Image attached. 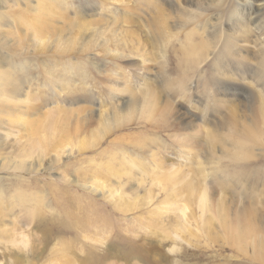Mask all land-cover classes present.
<instances>
[{
	"label": "rangeland",
	"instance_id": "rangeland-1",
	"mask_svg": "<svg viewBox=\"0 0 264 264\" xmlns=\"http://www.w3.org/2000/svg\"><path fill=\"white\" fill-rule=\"evenodd\" d=\"M244 1L0 0V264H145L130 243L264 264V0Z\"/></svg>",
	"mask_w": 264,
	"mask_h": 264
},
{
	"label": "bare ground",
	"instance_id": "bare-ground-1",
	"mask_svg": "<svg viewBox=\"0 0 264 264\" xmlns=\"http://www.w3.org/2000/svg\"><path fill=\"white\" fill-rule=\"evenodd\" d=\"M243 2H245V1L243 0ZM109 21H111V22H117V21H122V20L120 18L119 19L118 18L117 19L116 18H111ZM205 47H206L205 44L199 45L197 47V54L198 55L199 54H202L204 52V50H205ZM262 64L264 65V57H263V60H262ZM116 75H118V73H116L113 76V78H115ZM181 79L183 80V82L185 84V87L182 88V87H180L178 85L177 87L171 88L174 93H177L178 94L179 92H182L184 90V88L185 89H188V86L191 84V79H190V77L187 74L184 75L183 77H181ZM169 82H170V85L171 86L174 84L172 80H170ZM124 99L125 98L122 97L121 98L122 101L121 102H118V104H116V105L118 106V108L122 112H124V114H128V112L130 110L129 108H130V106L133 103V98L129 96V97H126L125 100ZM138 99H140L142 101L143 106H144V109L146 110V112L148 114H151L152 115V112L153 113H156V110L154 109V106L156 105L157 102L154 104V100L147 101L146 98H143V94H142L141 97H138ZM134 100L136 102H138V100H136V99H134ZM153 104H154V106H153ZM120 110H116V111H120ZM256 111L259 114L260 118L263 119V121H264V104L261 103L256 108ZM117 114H118V112H117ZM117 114L114 113V112L108 114L109 117L108 118H105L104 121H103L104 125L105 126H108L111 122H114L116 124L114 126V128H116V127H122L125 124V122H123L122 119H119V117H118ZM124 117L126 118V116H124ZM178 120L180 122V125H182L183 124L182 123V120L181 119H178ZM186 125H191V124L189 123V124H186ZM105 126H102L101 125V128L105 129ZM262 134H264V126L262 127ZM246 137H247V139L254 138L253 137V132L248 131L246 133ZM133 167H135V168L138 167L137 169H140V171L143 170V167L140 166V164H137V163L132 164L130 166V168H133ZM205 198H206V192L204 191V192H202V194L200 196V203H205ZM161 233H162V231H161ZM161 236L163 237V235H161ZM129 245L131 246V250H132V254H130V256L132 255V257H133V255H134L135 256L134 258L142 259L145 264H163L164 254L160 252L161 251L160 247H161L162 243H160L159 246H153L152 244H147L146 247H144V245H141L140 246V245L135 244V243H130ZM134 248L137 249V250H139V253H142V251L144 250V252L146 253L145 254L146 256L145 257H142V255H139V253H136L134 251ZM147 248H148V251H147ZM159 249H160V251H159ZM16 257H17V261H19V259H22L23 260V258H22V256L20 254H16Z\"/></svg>",
	"mask_w": 264,
	"mask_h": 264
}]
</instances>
